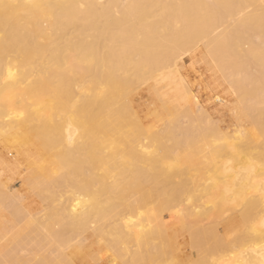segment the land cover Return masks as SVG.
<instances>
[{
    "label": "bare ground",
    "instance_id": "obj_1",
    "mask_svg": "<svg viewBox=\"0 0 264 264\" xmlns=\"http://www.w3.org/2000/svg\"><path fill=\"white\" fill-rule=\"evenodd\" d=\"M200 42L244 108L224 97L202 108L181 70L189 55L178 57ZM159 71L176 82L163 103H174L177 119L186 112L193 120L201 106L196 124H182L185 138L176 118L159 130L141 117L140 99L159 95L151 81ZM263 93L264 0H0V205L12 209L1 230L19 229L0 242V264H264V107L251 105ZM210 137L214 170L202 185L203 169L190 166ZM23 169L34 205L19 176H5ZM201 194L205 203L195 201ZM230 205L241 207L246 226L240 240L234 234L238 245L212 222L194 224ZM175 206L169 214L182 218L189 251L163 220ZM104 247L117 262L95 253ZM229 247L237 249L222 255Z\"/></svg>",
    "mask_w": 264,
    "mask_h": 264
},
{
    "label": "rangeland",
    "instance_id": "obj_2",
    "mask_svg": "<svg viewBox=\"0 0 264 264\" xmlns=\"http://www.w3.org/2000/svg\"><path fill=\"white\" fill-rule=\"evenodd\" d=\"M126 1V0H125ZM251 8V7H250ZM248 9V8H247ZM252 9V8H251ZM255 37V36H254ZM202 43L200 42V46L202 47V49L201 50H199V51H194L193 52V50H184L183 51V53H180L179 54V56L178 57H180V58H182V57H184V56H186V57H188V55H189V57H188V59L186 60V62L187 63H184V66L182 67L180 64V66L182 67V69L181 70H183L182 72H183V75L189 80V82H190V84L192 85L193 83H194V85H192L193 87H194V94H199L200 93V91H201V93L200 94H202L201 95V97H200V100H202V101H200V104L202 105V108H204V107H206V108H208V107H211V108H213V106H215L216 104H218V103H220L219 101H220V98L221 97H224V99L226 100H224L225 102H227V104H228V102L230 103V104H228L227 106L230 108V106H231V108H233L234 106H238V104H242V105H239V106H241L240 108L242 109V106H243V108H244V106L245 105H243V103L240 101V98H239V95H238V93L237 92H235V90L230 86L231 84H230V79L228 78V79H226L225 77H223L222 75L223 74H221L222 72L220 71V69L218 68V67H216V65H214L215 63H213L212 61L210 62V57L208 56V53H206V51H205V47L203 46V45H201ZM205 45V44H204ZM188 51V52H187ZM187 52V53H186ZM191 52H193V54L191 53ZM185 53V54H184ZM204 54V55H203ZM207 55V56H206ZM182 56V57H181ZM203 56V57H202ZM177 57V58H178ZM206 57V58H205ZM179 59V58H178ZM176 59V61L177 62H179V60H181V59ZM209 59V60H208ZM201 60H203V61H201ZM206 60V61H205ZM208 60V61H207ZM211 64H210V63ZM207 63H209L208 65H207ZM194 65V66H193ZM209 65H210V67H209ZM192 66H193V68H192ZM171 67V66H170ZM170 67H168V69L166 68L165 69V71L167 72V70H168V73H170V72H172L173 71V69L172 68H174L173 67V65H172V67L170 68ZM180 67V68H181ZM171 69V70H170ZM192 69V70H191ZM195 69V70H194ZM216 69V70H215ZM219 71H218V70ZM254 70H256V69H254ZM164 71V72H165ZM192 72V73H191ZM158 72H156V74H157ZM184 73H186V74H184ZM252 73H254L253 72V69H252ZM257 73V70L255 71V73L254 74H256ZM160 74V75H159ZM159 74L157 75V77H156V75H155V78L154 77H152L151 79V81H152V84H155V83H157L158 82V85H164V86H162L161 88H160V86H158L157 84H156V86L157 87H159V95L156 97L157 99H154L153 101L154 102H152L151 101V99L149 98V99H147V95L146 96H144L143 98H141L140 99V101L141 100H143V101H141V103L143 102V104H141V108L143 109V112H141L140 114H145V115H143V116H141V117H143V119H144V123H145V125L148 127L149 126V128L150 127H152V128H157V129H159V130H161V129H164V130H166V128L167 127H165L166 126V124L169 122V121H171V123L169 122L168 124H172V122H173V124L175 123L174 122V119L176 118V121L179 123V124H184V126L186 127V128H188L189 126L188 125H193V124H196V121H194V119L195 118H197L196 117V114H199V107H201V106H198V107H196V110H194V112L191 114V115H193L194 114V119L193 120H191L190 118V114H187L186 112H185V114L183 113V114H178V116H181V117H179L178 119H179V121H178V119H177V116L175 115H173L172 114V111H173V109H174V103H168V105L166 104V105H164V103H163V100L165 101H167V100H170L169 99V96H167V98H166V95H168V94H166V92H169V95H170V93H174L175 91H177L176 89V84H174V83H176L175 81H174V83L173 82H170V80L169 79H166L167 77H166V75L162 72V71H159ZM163 74V75H162ZM189 74V75H188ZM242 74V73H241ZM239 76H240V74H238ZM154 76V75H153ZM161 76V77H160ZM224 76H225V74H224ZM164 77V78H163ZM193 77V78H192ZM158 78H160V80L159 81H161V83L164 81V79H166L165 80V83H160L159 81H157V79ZM153 80H154V82H153ZM156 80V81H155ZM167 80H169L168 82H167ZM149 82L148 83H143V86L141 85V87L140 88H142V90L144 89V91H147L148 90V84L149 85H151V81H150V79L148 80ZM160 83V84H159ZM168 83V84H167ZM172 83V84H171ZM168 86H167V85ZM169 84H171V85H169ZM198 84V85H197ZM230 84V85H229ZM174 85V86H173ZM166 87V89L165 90H163L164 88ZM197 87H199V88H197ZM230 87L232 88L231 90H230ZM195 88H197V89H195ZM203 88V89H202ZM169 89V90H168ZM160 90L162 91V93L160 92ZM173 90V91H172ZM198 90V91H197ZM230 90V91H229ZM234 92H233V91ZM165 91V92H164ZM160 94H162V95H164V96H161ZM217 95H220V97L218 96L217 97ZM262 95H264V93L262 94ZM171 96V95H170ZM163 97L165 98V99H163ZM210 97H211V99L212 100H210ZM216 97V98H215ZM264 97V96H263ZM203 98V99H202ZM205 98V99H204ZM215 98V99H214ZM146 99V100H145ZM160 99H161V101H160ZM208 101H210V102H208ZM219 99V100H218ZM223 99V98H222ZM145 100V101H144ZM181 100H182V102L184 101L182 98H181ZM214 100V101H213ZM156 101V102H155ZM160 101V102H159ZM211 101H213V103L214 104H212V102ZM240 101V102H239ZM152 102V103H151ZM207 102H208V105L206 106L205 104H207ZM216 102V103H215ZM21 103H22V101H21ZM154 103V104H153ZM186 103V102H185ZM210 103H211V105H210ZM238 103V104H237ZM146 104V106H144ZM160 104H161V106H160ZM188 104H190V101H189V103ZM199 104V105H200ZM232 104H233V106H232ZM253 104L254 103H251V105H252V107H253V110H259V108L260 107H264V99H263V101L262 102H259V103H256L255 102V104H254V106H253ZM172 105V106H171ZM204 105V106H203ZM230 105V106H229ZM167 107L168 108V106H169V108H170V106H171V109H169L170 111H168V109L166 108L165 109V107ZM258 108H257V107ZM150 107V108H149ZM17 108H19V106H17ZM161 108V109H160ZM198 108V109H197ZM256 108V109H255ZM261 108V109H262ZM193 109V108H192ZM201 109V108H200ZM199 112H198V111ZM142 111V110H141ZM164 112L163 114H162V112ZM167 111V112H166ZM232 111L233 110H231V112L230 111H228L230 114L232 113ZM169 112V113H168ZM197 112V113H196ZM254 112V111H253ZM165 113H167V114H165ZM255 113V112H254ZM256 113H258V111L256 112ZM187 115H189V117L187 116ZM254 115V114H253ZM145 116V117H144ZM173 116H174V118H173ZM185 117V118H184ZM173 118V119H172ZM146 119V120H145ZM168 119H170V120H168ZM148 120V121H147ZM146 121H147V123H146ZM152 122L151 124H150V122ZM164 121V122H163ZM192 121H194L193 122V124H192ZM154 122V123H153ZM155 122H158V123H155ZM190 122H191V124H190ZM176 124L175 123V126H177V125H179V124ZM153 124L155 125V126H153ZM157 124H158V126H157ZM161 124V125H160ZM172 124V125H173ZM243 124H245V126H246V128H247V125L249 124L248 122L246 123V121H244V123ZM242 124V128L244 127V130H247L246 128H245V126ZM247 124V125H246ZM183 125L181 126V127H178L179 129H176L177 130V132H176V136H177V133L178 134H180V136L178 137V138H183V136H184V138H185V136H187L188 135V133H190V131L189 132H185L186 131V129L184 128L183 129V127H184ZM235 125H231L230 127H228V126H226V128H224L223 130H222V133H226L227 132V134H231L233 131H234V129H235V127H234ZM164 127V128H163ZM174 127V126H173ZM249 127L251 128V126L249 125ZM182 128V129H181ZM190 128V127H189ZM188 128V129H189ZM227 129V130H226ZM178 130H180L181 132H179ZM185 130V131H184ZM183 131H184V133H183ZM188 131V130H187ZM231 131V132H230ZM182 133V134H181ZM186 133V134H185ZM185 134V135H184ZM182 135V136H181ZM147 137H145L144 139H146ZM214 138V139H213ZM148 140H146V142H149V138H147ZM217 138L216 137H210V138H208V142L210 141V143H208L207 141H206V143L205 144H203V145H201V147L203 146L204 147V149L202 150V148H201V152H200V155H202L201 157H202V159L204 160H202L201 158H199V159H196V161L194 162V164L193 165H191L190 166V170H197V171H201L200 169H203L201 172H203V173H205V174H203V175H205L206 176V178H205V176H203V177H201L200 176V178H202V180L200 179V182H202V185L203 184H209V183H211V181L209 180V178L207 177V176H209V174H212V173H209V172H213L212 170H214V169H212L210 166H209V163H208V159L206 158V152H208L210 149L209 148H212V147H210V146H212V141L213 140H216ZM212 140V141H211ZM223 140V139H222ZM221 140V141H222ZM225 140V139H224ZM224 140L222 141V142H224ZM258 140H261L260 138H257V142L256 141H254V143L255 144H257V146H258V144H260V143H263L264 144V142H262V141H264V140H262L260 143L258 142ZM145 141V140H144ZM226 141V140H225ZM208 143V144H207ZM209 145V147H208V151H207V146ZM261 146V148H263V149H261V150H264V147H262V145H260ZM206 148V149H205ZM259 150H260V148L259 147H257ZM260 150V151H261ZM175 151V150H174ZM178 152V153H177ZM176 153V154H175ZM175 153L173 152L172 154H174V155H177V154H179V149L177 150L176 149V151H175ZM261 153V152H260ZM262 153H264V152H262ZM15 155H16V153L15 152H13L12 153V155H11V158H13L12 156H14L15 157ZM205 155V157L203 158V156ZM0 158L1 159H3L4 157H3V155L1 156L0 155ZM198 158V157H197ZM207 160H206V159ZM15 159V158H14ZM13 160V159H12ZM202 161H203V163H202ZM204 162H205V164H204ZM207 162V163H206ZM203 164V165H202ZM208 165V166H207ZM200 168V169H199ZM212 170H211V169ZM7 173V172H5V171H2V173ZM25 173H29V172H27V170H25V169H23V171H22V176L21 175H18V173L17 174H15V172L14 173H10V172H8L7 174L9 175H5V176H7V177H18L15 181L16 182H19V184L17 185L19 188L20 187H22L24 184V188H20L22 191H21V193H25L26 191H27V193L26 194H23L24 195V198L25 199H29V197H30V199L29 200H32L31 198H32V196H33V194H32V192H34V191H30V189L32 188H30V186L28 187V185H30V184H28L27 185V187H26V184L29 182V180H28V177H29V179H31L30 178V176L28 175V174H26V176L24 175ZM208 173V174H207ZM11 174H12V176H11ZM15 176H14V175ZM20 176L22 177V178H20ZM24 176V177H23ZM27 177V179L25 180V178ZM32 177H34V176H32ZM207 178H208V180H207ZM222 178V177H221ZM205 179V180H204ZM225 179V177L223 178V180ZM24 180H25V182H24ZM207 180V181H206ZM222 180V179H221ZM204 181H206V182H204ZM27 182V183H26ZM24 183V184H23ZM20 184H22L21 186H20ZM17 188V187H16ZM24 189V190H23ZM26 189V190H25ZM31 193V194H30ZM30 194V195H29ZM32 195V196H31ZM203 194H201L200 196H198V198H197V200H195V201H198V202H203V203H205V201H204V199H205V197H204V195L202 196ZM35 196H36V193H35ZM33 197V199L35 200V199H37L36 197ZM202 197V198H201ZM207 199V198H206ZM29 200H26L27 202H32L33 203V205H34V203L36 204V202H40L38 199V201H34V200H32V201H29ZM201 200V201H200ZM203 200V201H202ZM185 202H187V201H185ZM198 202H196V203H198ZM31 203V204H32ZM203 203H201V204H203ZM198 204H200V203H198ZM39 205H40V203H39ZM239 207V210H238V207ZM177 206H175V207H172L170 210H165V211H163L164 213H167L166 214V216H165V218L163 219L164 220V222H166L167 224L169 223V224H172V228L173 229H175L174 230V232L176 231L177 233L178 232H181V236L182 235H185V238H186V236H187V238H188V236H189V233H188V231H186L184 228H183V226L181 225L182 224V218H178L176 215H174V216H171L170 214L171 213H176L175 211H177L178 209L176 208ZM230 207H231V209H230ZM237 207V208H236ZM3 208V209H2ZM226 208H228V209H230V210H228V209H226ZM221 209H224L223 211H226V212H224V215H223V211L222 210H220V211H222L221 213L219 212V215H218V211H217V213L216 214H214V215H218L219 217H222V219L221 218H219V217H217V219H215V217L216 216H212L211 218H208V217H202V219L201 218H198V219H196L197 221H198V223H194V224H197L196 226H201V227H205L206 225H207V227H209L210 226V224H211V222L213 223V224H211V226H212V228H214V227H217V229L216 228H214L215 229V231H217V233L220 235V236H223V237H225L228 241H232V242H230L231 243V245H234L235 244V240H236V238H237V240H240V237H239V234H242V231L241 230H243V229H245V225L243 226V222H241V221H244V220H242V218H243V214L241 215V207L239 206V205H230L229 207L228 206H226L225 208L223 207V208H221ZM237 209V210H236ZM2 210V211H1ZM11 207L10 206H2V205H0V233L3 235V230H1V229H3V228H1V227H3V226H1V224H2V222L5 220V221H8L9 219V223H11V218L9 217V213H11ZM236 210V211H235ZM5 211H6V213H5ZM168 211V212H167ZM169 211H170V214H169ZM239 211H240V213H239ZM228 212V213H227ZM232 212V213H231ZM236 212V213H235ZM239 213V214H238ZM221 214V215H220ZM4 215V216H3ZM170 215V216H169ZM226 215V216H225ZM6 216V217H5ZM224 216V217H223ZM242 216V217H241ZM174 217H175V219H174ZM5 218V219H4ZM208 218V219H207ZM213 218V219H212ZM221 220H219V219ZM4 219V220H3ZM8 219V220H7ZM233 219V220H232ZM244 219V218H243ZM195 219H194V221H196ZM204 220H206V221H204ZM208 220V221H207ZM213 220V221H212ZM215 220V221H214ZM4 221V222H5ZM23 221V220H22ZM20 222V223H18V225H16L18 228L19 227H21V225H22V227H23V224H24V222ZM193 221V222H194ZM204 221V222H203ZM210 221V222H209ZM216 221H218L219 223H217ZM16 222H18V221H16ZM192 222V223H193ZM214 222H216V226H214L215 225V223ZM7 223V222H6ZM8 223V224H9ZM14 224H10L11 225V227H10V225H8V227H10L9 228V230H11V228H12V226L13 225H15V224H17V223H15V222H13ZM22 223V224H21ZM203 223V224H202ZM206 223V224H205ZM210 223V224H209ZM20 224V225H19ZM177 224V225H176ZM205 224V226H203ZM219 224V225H218ZM3 225V224H2ZM6 225V224H5ZM15 226V227H16ZM175 228H174V227ZM182 226V227H181ZM210 226V227H211ZM5 227V226H4ZM8 227H6V230L8 229ZM21 227V228H22ZM14 228V227H13ZM5 229V228H4ZM15 230H16V232L17 231H19V229L17 230V228H15V229H12L11 230V232L9 233V231L7 230V236L9 235L10 236V234H11V236H12V232L14 231V233H15ZM240 231V233H238ZM234 232V233H233ZM9 233V234H8ZM238 233V235H236ZM0 234V235H1ZM234 234H235V236H238V237H236L235 238V236H234ZM6 235V234H5ZM4 236V235H3ZM1 236L0 238L2 239L0 242H1V244L2 243H4V242H2V241H4V239L6 240V237L7 236ZM10 236V237H11ZM3 237V238H2ZM79 237H81V236H79ZM78 237V238H79ZM82 238V237H81ZM187 238H186V247H184V250H186V251H189V249H191V248H189V244H187ZM235 238V239H234ZM239 238V239H238ZM7 239H9V238H7ZM232 239V240H231ZM234 239V240H233ZM35 240V238H32L31 239V241L29 242V244L27 243V246L28 245H32V244H34L36 241H34ZM73 241H75V240H73ZM240 242V241H239ZM43 243V242H42ZM45 243V242H44ZM183 243V242H182ZM234 243V244H233ZM237 244L236 245H238L239 243L238 242H236ZM0 244V245H1ZM183 245H184V243H183ZM44 248H46V244H44V246H43ZM191 247V246H190ZM193 248H194V246H193ZM230 249L228 250V248H226L221 254L223 255V253H224V256H227V257H229V255L230 254H233L234 252H235V250L237 249V247L236 248H232V247H229ZM102 249H104L103 251H102ZM105 249H107L106 247H104V248H100V249H97L96 250V252L95 253H103V252H107V253H109L110 254V256H109V260L110 261H112L113 263H115V261L117 262L118 261V259H115L114 258V254H113V252L114 251H112V250H110V249H107V250H105ZM195 249H197L196 248V246H195ZM235 249V250H234ZM100 250V251H99ZM198 250V249H197ZM234 252H233V251ZM110 251V252H109ZM225 252H229V254L228 253H225ZM112 254H113V256H112ZM226 254V255H225ZM216 255V254H215ZM35 256H38V255H35ZM196 256V257H195ZM195 256H194V258H197V253L195 252ZM231 256V255H230ZM215 257V256H214ZM113 258V259H112Z\"/></svg>",
    "mask_w": 264,
    "mask_h": 264
}]
</instances>
